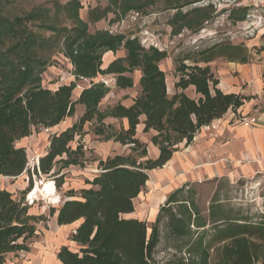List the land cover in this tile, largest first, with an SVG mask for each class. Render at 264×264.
Masks as SVG:
<instances>
[{"label":"trees","instance_id":"trees-1","mask_svg":"<svg viewBox=\"0 0 264 264\" xmlns=\"http://www.w3.org/2000/svg\"><path fill=\"white\" fill-rule=\"evenodd\" d=\"M11 3L0 0V176L17 177L26 172L27 151L17 143L32 135L34 128L60 125L75 115L78 104L85 106L83 115L71 127L50 135L48 151L40 158L39 169L36 167L39 173L58 176L60 187L65 182L62 170L72 165L83 167L84 144L78 142L73 148L72 142L86 134L85 124L92 121L98 123L95 134L128 145L131 152L100 160L102 172L87 181L93 187L83 188L78 194L71 190L69 196L77 198L66 200L58 210L51 207L48 215L30 212L25 194L32 183L21 191V197L0 189V264H7L11 255L29 252L40 236L38 224L47 222L57 211L59 225L82 220L70 236L79 250L64 245L58 252L63 264H156L154 254L161 240L159 224L164 215L168 216L170 234L187 245L191 255L188 264H264V221L218 215L215 209L221 210L222 205L215 201L209 219L218 224L206 240L208 219L195 203L189 184L168 196L150 235L145 221L124 217L135 211L134 200L146 186L149 171L166 165L182 143L192 144L203 127L244 105L247 97L218 87L219 80L209 63L217 57L248 63L247 47L222 42L175 58L176 88L194 86L198 97L185 92L170 96L166 72L161 68V62L169 57L167 50L146 47L138 36L125 32L89 29L90 23L106 19L109 13H114L110 22L115 23L130 11L147 12L154 0H108L106 7L91 8L88 20L80 14L84 7L80 0H51V6L39 5L14 16L6 13ZM195 3L166 0L164 9L175 11L169 20L173 34L183 29L200 30L217 16L212 3ZM235 12L236 9L231 11L232 18ZM246 15L244 8L234 20H244ZM122 49L126 55L103 69V55ZM59 55L72 64L76 79L114 74L120 89L132 88L133 74L140 70L141 90L131 106L119 102L102 111L100 104L111 87L104 81H91L73 100L75 82L56 89L42 83L43 74ZM109 116L127 118L129 127L106 125L104 119ZM140 123H144V133H152L150 141L159 148L157 158L149 157L148 144L137 137ZM175 204L180 207L178 212L172 207ZM200 229L202 232H197Z\"/></svg>","mask_w":264,"mask_h":264},{"label":"rangeland","instance_id":"rangeland-1","mask_svg":"<svg viewBox=\"0 0 264 264\" xmlns=\"http://www.w3.org/2000/svg\"><path fill=\"white\" fill-rule=\"evenodd\" d=\"M12 3L6 7V13L10 16L23 15L24 12L39 6L46 5L51 6V0H11ZM66 2L68 0H60ZM83 4V9L80 11L81 16L88 20V13L91 8L106 7L108 0H80ZM180 3L196 2L195 5H207L212 3L217 8V16L207 22L200 30L183 29L179 34H173L172 26L169 23L170 18L174 14L173 9H164L166 6V0H154L147 12L137 13L136 11H130L121 20L112 23L111 19L115 18L114 13H109L106 19H103L96 23H90V31L94 32L97 29H109L115 33L125 32L131 36H138L142 44L146 47L156 46L159 49L167 50L169 57L161 62V68L166 72L169 83L177 79V73L175 72V58L194 52L206 50L217 43H228L239 45L242 44L247 47V53L249 56V65L258 64L264 66V0H178ZM247 9V15L244 20H234L242 13V9ZM236 9V12L231 17V11ZM229 60L226 57H217L214 61L210 62V67L213 70L215 76L219 73L220 68H224L228 64ZM204 65V64H202ZM104 78V76H101ZM100 77V78H101ZM75 82L77 87L73 92V100L78 98V92L82 88L89 85V81L85 79H76L73 75V66L64 58V56H56L51 66L43 74V85L48 88H58L63 84H70ZM264 82V79H263ZM246 85H249L247 83ZM138 86L132 88L130 92L134 94ZM112 98V96H111ZM113 99V98H112ZM258 104L256 107H259ZM262 111H264V99L261 103ZM109 105L104 103L102 108L106 109ZM82 113V107L76 105V112L72 121L75 122ZM259 118L257 111L253 112ZM71 121V120H70ZM67 122V121H66ZM65 124V123H64ZM97 122L85 124V128L88 129V133L94 137L95 140H99L101 143L105 142V136L100 135L96 137L94 134V128L97 126ZM63 125L59 127L44 128L37 127L33 129L32 135L25 139L20 140L17 145L23 144L26 148L28 155L27 176H29L28 186L32 183V187L25 194V201L28 196L31 197L30 212L36 215L45 214L51 207L59 209L63 203L68 200L69 192L74 190L77 194L81 186L87 184V181L94 179V176L98 175L100 170L99 162H97L99 155L95 152V149H91L90 143L84 140L86 147L85 150V164L81 166H73L66 170V184L58 186L57 177L52 175H45L38 172L36 169L37 163L40 160L43 149L46 146L48 136L54 133L55 130L61 129ZM114 127L120 129L122 127L121 122L115 123ZM143 141H148V155L154 157L155 147L150 142L151 134L143 133L141 130L137 134ZM86 138V137H85ZM84 138V139H85ZM78 142H83V138L76 137L72 142V147L76 148ZM185 146L182 143L179 147ZM116 152L115 149L112 150ZM123 155H127L131 152L130 147H122ZM105 156V154H104ZM99 168V169H98ZM57 171V169H54ZM158 170L149 171L150 183L147 184L139 196L134 200L135 214L139 218H143L148 225V235L151 233V226L156 221V217L153 213L159 212L160 208L165 205L168 194L175 190L181 181H176L167 186H161L159 184L163 178L158 177ZM179 173V172H178ZM176 175L172 180L176 179ZM260 176H264V173H257L255 178L232 180L229 178H203L197 181H191L190 188L193 190L192 197L200 209L201 213L208 219L207 226L205 227L207 236L206 240H209L215 232V228L218 224L210 221L211 210L215 209V201H218L222 205L221 210L215 209L220 214H230L232 216L244 217L251 222L264 221V179ZM156 179L160 180L157 181ZM54 182V192L57 199L51 200L50 196L44 195L39 192L38 195L32 196L38 182ZM170 181L169 183H171ZM67 183L69 185H67ZM9 184L5 183L0 178V188L7 187ZM16 188L15 195L21 197L22 189ZM167 188V189H166ZM190 189V190H191ZM188 190V189H187ZM59 198H58V196ZM188 196V193H184ZM77 198V197H76ZM33 201V203H32ZM58 201V202H55ZM174 211L180 210L179 205H172ZM168 216L164 215L163 220L159 224L161 240L156 248L154 258L156 264H188V260L191 259L190 253L187 251V245H185L182 239H178L170 234V230L167 226ZM53 217H50L47 222H40L38 229L40 232L39 238L32 244L30 252H22L18 256L11 255L8 258L7 264H29L33 261V257L43 254L46 251L54 250L58 247L59 236L57 232H53ZM195 229V228H194ZM197 232H202L200 229ZM75 249H78L74 247ZM213 252V251H212ZM257 264H261L258 262Z\"/></svg>","mask_w":264,"mask_h":264},{"label":"crops","instance_id":"crops-1","mask_svg":"<svg viewBox=\"0 0 264 264\" xmlns=\"http://www.w3.org/2000/svg\"><path fill=\"white\" fill-rule=\"evenodd\" d=\"M125 55L126 51L124 49L119 50L116 53L112 51L106 52L103 55L102 68L106 69L109 64L117 57H123ZM228 64L229 65H226L224 68H220L219 73L216 76L219 80L218 87L226 93L241 94L248 99L245 100L244 105L237 111L229 110L222 118L213 121L209 126L203 127L197 133L192 144H190L189 146L185 145L180 148L177 152L174 153L172 159L167 162V164L162 168L154 169L158 170L156 172L158 177L163 178L162 181L156 179L157 181H160L159 184L161 186L168 185L167 187H170V185L176 183V181H181L182 184L176 187V190L177 188L182 187L185 184L190 185L192 183L191 181L194 182L203 178L213 179L225 177L232 180H240L253 177L255 178L257 173H264V111L261 110V103L264 99V66L258 64L249 65L248 63H239L232 61H229ZM101 76H104V78H102ZM141 76L142 73L140 70H136L133 74L134 86L132 88L138 86V90H136L134 94L130 92L132 88H118L116 86V78L114 74L99 75L92 80H85L89 81V85L86 87H89L91 85V81H104L108 86L111 87V91L107 94V96L102 100L100 104V109L104 111L107 109V107L106 109H104L102 108V105L106 102L109 106H114L119 102L127 107L131 106L134 103V99L141 90ZM176 81L177 79L173 80L172 83H169L166 74L167 91L170 96H173L178 92H185L192 98L198 97L194 86H190L187 89L176 88ZM247 83H249V85H246ZM85 88L79 90L78 97ZM111 96L113 99L111 98ZM258 104H260L259 107H256ZM79 105L82 107V113L79 116L80 118L85 111V106L82 104ZM252 111H257V113L259 114V120L257 121V123H255L251 127H247L238 122L239 118L241 117H257V115L252 113ZM71 118H73V116L66 118V120L60 124L63 125V127H61V129L57 128L54 133H60L66 130L79 120L78 118L75 122H73ZM141 119L143 121L144 117H142ZM117 122H121L122 127H124L125 129L129 127L127 118H116L109 116L104 119V123L106 125L111 124L114 126ZM60 125L55 127H59ZM55 127H53L52 129H54ZM143 129L144 123H140L137 127V134L140 130L143 132ZM85 132L86 134L82 137V143L85 147L86 144L84 140L87 141V143H92L90 144L91 149H95V152L99 155V157H101L97 159V162H99L100 160H107L109 157H114L118 154H122V147L128 146L123 145L118 141H114L113 139L106 140L105 142L101 143L99 140H95L94 137L91 136L90 133H88V129L85 128ZM149 134H151L152 136V133ZM95 136L99 137L100 135L95 134ZM49 137L50 135L48 136L46 146L39 156V159L48 151L50 144ZM138 138L143 141L140 137ZM147 142L148 141H146V143ZM18 146L25 148L23 144H20ZM154 147V157L151 158H157L159 155V148L155 145ZM113 149H115L116 152H113ZM73 166L76 165H72L70 167ZM64 170H62L61 174H63V178L65 181L64 184H66V172ZM27 172L28 171L17 177L0 176L2 181L9 184L7 187H3L0 189H7L12 193L16 192L15 187L22 189V191L25 190L29 184V181H31L29 179V176H27L28 174H26ZM101 172L102 169L100 168V170H98V174ZM176 175H178L177 178L172 180ZM95 176H97V174ZM260 177L264 179V176ZM170 181L172 182L169 183ZM149 183L150 179L147 181L146 185ZM67 185L69 184L67 183ZM90 187H93V185L85 184L81 186L80 190ZM173 191L174 190H172L168 194V196ZM74 198L76 197L69 196L68 200ZM57 213L53 216V225L51 228L53 232H57L59 236V239H57V242L59 241L58 247L54 250H49L44 252L43 254H39L38 256L33 257V261L29 262V264H63L58 258V252L62 246L66 245L73 251L79 250L80 246L76 242L72 241L70 239V236L73 232H75L76 228L82 222V220H78L72 224L59 225L57 222ZM135 213L136 212L134 211L132 213L124 214V217L137 218L144 221L143 218H139ZM158 213L157 211L154 212L153 216L157 218ZM74 247L78 249H75Z\"/></svg>","mask_w":264,"mask_h":264},{"label":"bare ground","instance_id":"bare-ground-1","mask_svg":"<svg viewBox=\"0 0 264 264\" xmlns=\"http://www.w3.org/2000/svg\"><path fill=\"white\" fill-rule=\"evenodd\" d=\"M54 184L53 182H38V184L36 185V188L34 190V192L32 193V196L34 195H38L39 192H42L44 195L50 196L51 200H56V194H53L54 192ZM58 196V195H57ZM59 198V196H58ZM58 202V201H55Z\"/></svg>","mask_w":264,"mask_h":264},{"label":"built area","instance_id":"built-area-1","mask_svg":"<svg viewBox=\"0 0 264 264\" xmlns=\"http://www.w3.org/2000/svg\"><path fill=\"white\" fill-rule=\"evenodd\" d=\"M259 120L258 117L256 116H252V117H241L239 118L238 122L242 123L244 126H247V127H251L253 126L255 123H257V121ZM37 168L39 169V161L37 163ZM54 184V182H53ZM55 185V184H54ZM32 194V193H31ZM30 200L31 201V197L28 196L27 198V201ZM29 203V202H28ZM33 203V201H32ZM31 205V204H30Z\"/></svg>","mask_w":264,"mask_h":264}]
</instances>
